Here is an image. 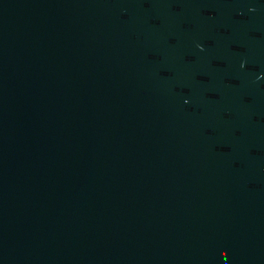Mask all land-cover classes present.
Instances as JSON below:
<instances>
[{"label":"water","instance_id":"95a60500","mask_svg":"<svg viewBox=\"0 0 264 264\" xmlns=\"http://www.w3.org/2000/svg\"><path fill=\"white\" fill-rule=\"evenodd\" d=\"M0 264H264V0H0Z\"/></svg>","mask_w":264,"mask_h":264}]
</instances>
